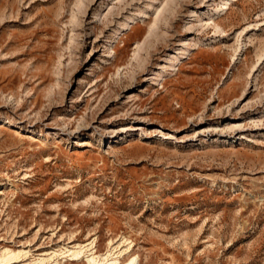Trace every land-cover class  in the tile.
<instances>
[{"label": "rangeland", "instance_id": "374dc122", "mask_svg": "<svg viewBox=\"0 0 264 264\" xmlns=\"http://www.w3.org/2000/svg\"><path fill=\"white\" fill-rule=\"evenodd\" d=\"M82 248L264 264V0H0V258Z\"/></svg>", "mask_w": 264, "mask_h": 264}, {"label": "bare ground", "instance_id": "6f19581e", "mask_svg": "<svg viewBox=\"0 0 264 264\" xmlns=\"http://www.w3.org/2000/svg\"><path fill=\"white\" fill-rule=\"evenodd\" d=\"M225 5H228V4H225ZM227 7L224 6V9H226ZM88 251L90 250H84L83 251V248L82 249H79L78 251H75L74 254H72V257L74 258H79L80 255H85L86 257V262L87 264H119L118 261H119V257H117L118 255H116V257H113L112 254H108L107 256H105L104 258H102V256H96L94 253H89ZM113 257V258H112ZM15 258L12 256V255H4L0 258V262L3 263V264H8L10 261L14 260ZM135 258H132V259H129L125 264H134L135 262ZM43 261V260H42ZM41 262V261H39Z\"/></svg>", "mask_w": 264, "mask_h": 264}]
</instances>
